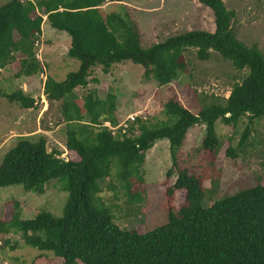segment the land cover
Wrapping results in <instances>:
<instances>
[{
	"label": "trees",
	"instance_id": "16d2710c",
	"mask_svg": "<svg viewBox=\"0 0 264 264\" xmlns=\"http://www.w3.org/2000/svg\"><path fill=\"white\" fill-rule=\"evenodd\" d=\"M106 1L121 2L8 0L0 6V70L19 54L23 58L16 77L42 74L34 44L42 34L43 17L52 29L69 36L66 55L79 62L78 70L64 81L47 76L43 85L46 100L61 103L67 123L66 149L78 160H64L57 150L48 152L41 135L35 141L21 137L0 165V188L22 186L26 192L42 195L51 181L62 182L67 193L62 215L57 218L41 212L22 220L15 210L9 221L0 219V239L20 235L25 246L52 253L63 260L61 264H264V185L203 206L205 190L200 180L180 174L166 189V196L171 199L176 191L185 192L181 213L169 207L167 222L144 233L121 229L109 209L95 203L100 183L111 176L113 165L119 178L140 180L145 154L158 141L168 142L174 161L188 131L204 126L202 149L213 152L220 146L216 122L236 127L246 118L238 143L241 148L250 126L264 116V55L237 40L235 13L222 0H197L213 14V32L186 31L146 48L127 13H103ZM190 49L200 61L216 52L236 71H246L222 103L206 105L197 114L170 99L163 106L165 120L151 125L135 117L125 121V133L120 127L112 134L109 126L119 125L114 116L115 96L101 99L95 89L82 96L76 93L77 88L98 82L89 79L94 67L108 74L113 65L123 62L140 65L146 81L169 85L185 72L184 55ZM5 97L23 109L35 107L34 99L22 91ZM226 155L236 157V149L229 145Z\"/></svg>",
	"mask_w": 264,
	"mask_h": 264
},
{
	"label": "rangeland",
	"instance_id": "374dc122",
	"mask_svg": "<svg viewBox=\"0 0 264 264\" xmlns=\"http://www.w3.org/2000/svg\"><path fill=\"white\" fill-rule=\"evenodd\" d=\"M7 1L0 0V6ZM222 1L227 10L235 13L237 40L247 47L258 48L264 55V0ZM102 11L127 13L136 25L144 48L186 31L213 32L215 28L211 10L197 0H121L119 5L106 1ZM42 27V34L34 44L42 74L16 77L23 58L19 54L11 65L6 66L7 69L0 71V165L4 155L21 137L35 141L41 135L46 138L48 152L57 150L64 160H78L75 153L66 149L67 123L62 116L61 103L47 101L43 85L49 75L58 82L64 81V74L77 71L79 62L66 55L69 36L65 32L51 30L47 21ZM184 59L185 72L166 86L146 81L140 65L123 62L114 65L108 74H104L101 67H95L91 78H97L98 82L77 88L76 93L82 96L95 89L101 99L109 94L115 96L114 116L120 125L130 116L153 125L166 119L163 106L168 100H177L197 114L206 105L222 103L232 86L241 82L246 73L236 71L216 52H211L207 61H200L195 50L190 49ZM18 91L34 99L33 109H23L5 97ZM246 126V118H242L236 127L216 122L215 133L220 146L213 152L202 149L204 126H195L188 131L174 161L166 140L156 143L145 154L140 180L119 178L113 165L111 176L100 183L101 191L96 195L95 203L108 208L114 223L121 229L144 233L167 222L169 207L176 214L181 213L185 192L176 191L171 199L166 196V189L180 174L200 180L205 190L203 206H210L242 189L264 185V116L250 126L247 142L239 148ZM229 145L236 149L234 158L226 155ZM66 198L67 193L59 180L51 181L42 195L26 192L22 186L0 188V219L9 221L15 210L22 220L33 219L41 212L58 218ZM62 262L52 253L25 246L20 235L9 234L0 239V264Z\"/></svg>",
	"mask_w": 264,
	"mask_h": 264
},
{
	"label": "built area",
	"instance_id": "2783aa9c",
	"mask_svg": "<svg viewBox=\"0 0 264 264\" xmlns=\"http://www.w3.org/2000/svg\"><path fill=\"white\" fill-rule=\"evenodd\" d=\"M26 0H20V2H24ZM27 1H31V0H27ZM135 117L133 116H130L127 120H130V121H133ZM120 127H123V130H122V133H125V129L127 127L126 123L123 122L121 125L119 124L117 127H112V126H109L110 128V131L112 132V134L115 133L116 130H118Z\"/></svg>",
	"mask_w": 264,
	"mask_h": 264
},
{
	"label": "crops",
	"instance_id": "0c3cea01",
	"mask_svg": "<svg viewBox=\"0 0 264 264\" xmlns=\"http://www.w3.org/2000/svg\"><path fill=\"white\" fill-rule=\"evenodd\" d=\"M43 19H44V22H43V25L42 26H44V24H45V22H46V20H45V17H43ZM43 28V27H42ZM51 28V27H50ZM51 30H53L52 28H51ZM60 32V31H59ZM65 35V34H64ZM68 39V49H69V47H70V40H69V38H67ZM68 49H67V51H68ZM66 51V52H67ZM67 54V53H66ZM17 56V55H16ZM118 65V64H117ZM114 66V65H113ZM95 68V67H94ZM93 68V69H94ZM5 69H7V67H5ZM92 69V70H93ZM112 69V68H111ZM1 71V70H0ZM65 75V78H66V76H67V73H65L64 74ZM52 79H54L55 81H56V79L52 76V75H49ZM89 79H93V78H91V76H90V78ZM95 79V78H94ZM97 79V78H96ZM98 80V79H97ZM56 82H58V81H56ZM91 83V82H90ZM89 83V84H90ZM116 112V111H115ZM166 143H168L167 141H165ZM157 143H162V142H160V141H158Z\"/></svg>",
	"mask_w": 264,
	"mask_h": 264
}]
</instances>
